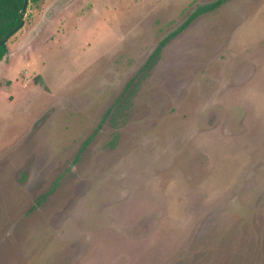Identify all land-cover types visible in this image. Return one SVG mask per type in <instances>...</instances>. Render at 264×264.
Returning <instances> with one entry per match:
<instances>
[{
    "label": "rangeland",
    "instance_id": "1",
    "mask_svg": "<svg viewBox=\"0 0 264 264\" xmlns=\"http://www.w3.org/2000/svg\"><path fill=\"white\" fill-rule=\"evenodd\" d=\"M29 0L0 62V264H264V0Z\"/></svg>",
    "mask_w": 264,
    "mask_h": 264
},
{
    "label": "trees",
    "instance_id": "2",
    "mask_svg": "<svg viewBox=\"0 0 264 264\" xmlns=\"http://www.w3.org/2000/svg\"><path fill=\"white\" fill-rule=\"evenodd\" d=\"M226 1L228 0H217L210 5L199 8L189 17L181 28L186 26L198 15L214 10ZM28 4L29 0H0V62L7 53L6 42L24 26L23 18Z\"/></svg>",
    "mask_w": 264,
    "mask_h": 264
}]
</instances>
